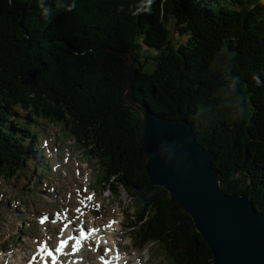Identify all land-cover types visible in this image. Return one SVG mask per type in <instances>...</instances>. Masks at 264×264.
Masks as SVG:
<instances>
[{
	"label": "trees",
	"instance_id": "1",
	"mask_svg": "<svg viewBox=\"0 0 264 264\" xmlns=\"http://www.w3.org/2000/svg\"><path fill=\"white\" fill-rule=\"evenodd\" d=\"M152 1L0 0V49L6 42L18 59L11 63L0 50V175H20L32 154L34 136L18 119L19 105L33 118L65 125L92 146L90 158L101 155L104 181L123 185L133 198L131 236L138 246L152 245L171 264H213L192 217L148 176L121 55L136 63L135 103L189 120L196 140L215 153L223 188L250 196L264 213V3L223 0L217 8L203 0H167L163 20L161 0ZM172 15L190 31L187 44H175L167 29ZM17 27L20 36L13 34ZM238 35V55L230 58L221 51L222 37ZM32 54L38 57L29 63ZM241 83L250 85L251 99Z\"/></svg>",
	"mask_w": 264,
	"mask_h": 264
},
{
	"label": "water",
	"instance_id": "2",
	"mask_svg": "<svg viewBox=\"0 0 264 264\" xmlns=\"http://www.w3.org/2000/svg\"><path fill=\"white\" fill-rule=\"evenodd\" d=\"M214 55L219 57L215 51ZM123 62L129 67L126 96L139 113L138 140L152 184L163 185L173 205L191 215L213 251L214 264H264V213L249 196L221 187L215 154L196 141L187 119L158 116L135 103L134 63L130 58Z\"/></svg>",
	"mask_w": 264,
	"mask_h": 264
},
{
	"label": "rangeland",
	"instance_id": "3",
	"mask_svg": "<svg viewBox=\"0 0 264 264\" xmlns=\"http://www.w3.org/2000/svg\"><path fill=\"white\" fill-rule=\"evenodd\" d=\"M21 22H24V19H22ZM0 26L2 25L0 24ZM170 27L174 37L178 39V42H184L187 37L185 34L179 35L178 31H176L175 29L174 22L170 23ZM1 29L4 30V28ZM21 30L22 27H17L16 31H13V34L17 33V35L20 36ZM9 34L12 33L9 31ZM1 43L7 46V49L4 48L0 49L1 52L3 51V49L5 50V52L2 54L11 58L9 59V62L11 63L16 62L18 59L13 58L11 56V54L15 56L14 54L15 50L6 42H1ZM36 50L38 49H34V51ZM37 57L38 54L27 55V60L30 63L32 62L31 60H36ZM231 109L233 111L232 106ZM20 112H21V117H19L18 119H20L22 122H25L26 121L25 118L27 117V111L21 109ZM49 124H51V122L47 121V124L43 125V130L45 132H41L40 134L42 136L41 139H43V137H48L51 141L52 140L56 141L55 143L56 145H58L59 142V145L61 147L63 142V147L65 149L69 148L75 156L77 155L78 157H82L85 162L89 161L90 167L93 170L92 177L95 188H97L101 192V196L105 195L110 197V199L114 203L119 205L126 212L127 216L123 215V218L119 224V229L116 233V238L118 241H120L121 246L128 251L129 254L127 255L128 264H171L170 260L164 257L163 254H160L155 249H153L152 245H149L147 247H137V244L133 242L134 240H132L131 238V233L133 229V227H131V223L132 220L135 219V216L133 214L134 208L132 207L131 195L127 190H124L122 187H119V185H113L109 187L108 185L99 183L100 169H99L98 161L101 159V155H99L98 159L89 158L87 156V152L92 148V146L84 145L88 143L81 141L78 135L74 137L73 133H69L70 135L69 136L68 134L63 132L62 129L59 130L58 128L49 126ZM248 126L250 128V124ZM63 154H65V151ZM72 175H74V170L70 167L69 164H64L63 167L53 171V174L51 175L50 178L51 181L48 183V185L45 188L50 189L51 186L55 187V191L58 197L60 198V200H58V203H56L55 199L53 197L52 198L49 197L48 193L44 191L43 193L42 192L38 193L39 195L43 196V197L38 196V199L41 200L40 204L43 206H50V205L59 206L65 194H67L69 188H71V185L73 184ZM31 178L34 179L33 176H31ZM104 178H106V175L104 176ZM0 181H1L0 193L3 194V203H4L3 205H0V244L1 245L5 244L7 248L13 246H20L24 243V241L28 240L29 236L38 235L40 234L41 231L40 227L38 226H31L28 232H24L22 231V229H18L19 224L22 222L24 218L31 220L30 219L31 207L34 205L33 201L36 200L34 197L36 196V194L33 195L32 193H30V188L28 186L31 185L32 182L30 179H28L27 175L21 174V177L19 179L12 178L9 180H0ZM161 187L164 186L161 185ZM15 197L21 198L27 202V204L24 207L25 210L24 212H18L15 208V205L10 204L11 199ZM108 201L109 199L106 198V202ZM8 214L12 218H15L13 222L11 219H9L8 221L3 220V219H7ZM22 215L23 217H21ZM120 216H122V214H120ZM125 217L130 218L131 223L130 222L127 223L125 221ZM204 240L207 242L206 239ZM209 248L211 249L210 246Z\"/></svg>",
	"mask_w": 264,
	"mask_h": 264
},
{
	"label": "bare ground",
	"instance_id": "4",
	"mask_svg": "<svg viewBox=\"0 0 264 264\" xmlns=\"http://www.w3.org/2000/svg\"><path fill=\"white\" fill-rule=\"evenodd\" d=\"M81 167L86 170L84 174H85V176H87V170L88 169L86 168V166L84 167L83 165ZM80 188H82V187H80ZM69 190H70V188H69ZM111 209H112V207H111ZM109 219H110V217H107V220H109ZM108 222H111V219ZM48 229H49V232L46 233L47 237L51 234L50 231L55 230V227L51 224H48ZM110 231H112V229H106V232L110 233ZM56 232H58V230H56ZM113 244L117 248V243L114 242ZM35 248H36V243L33 240H30L29 242H27L25 249L23 248L20 250H16V252L14 253V258L11 260V264H16V263L21 264L22 262H25L26 260H28L31 253L35 250ZM113 253H118V251H114ZM122 262H123V264H125V262H126L125 258H122ZM0 264H2V262H0Z\"/></svg>",
	"mask_w": 264,
	"mask_h": 264
},
{
	"label": "snow or ice",
	"instance_id": "5",
	"mask_svg": "<svg viewBox=\"0 0 264 264\" xmlns=\"http://www.w3.org/2000/svg\"><path fill=\"white\" fill-rule=\"evenodd\" d=\"M89 200L92 199V197H88ZM87 236L84 233H81V236L79 238L69 237L68 240H62L60 242V247L55 248L56 253L62 252V250L68 245L69 241L72 239H76V243L79 244L82 239H86ZM43 251V249H42ZM73 251H78V248L73 246ZM48 256H51V264H56V256L54 255L53 251L51 249L48 250ZM45 264H49L48 260H45Z\"/></svg>",
	"mask_w": 264,
	"mask_h": 264
},
{
	"label": "clouds",
	"instance_id": "6",
	"mask_svg": "<svg viewBox=\"0 0 264 264\" xmlns=\"http://www.w3.org/2000/svg\"><path fill=\"white\" fill-rule=\"evenodd\" d=\"M257 82H259V81L257 80Z\"/></svg>",
	"mask_w": 264,
	"mask_h": 264
}]
</instances>
